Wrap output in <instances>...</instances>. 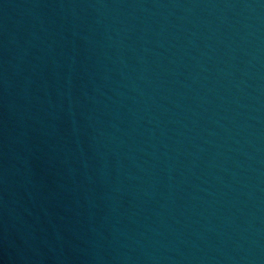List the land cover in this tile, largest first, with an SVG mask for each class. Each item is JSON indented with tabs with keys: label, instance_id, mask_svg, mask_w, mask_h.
<instances>
[{
	"label": "water",
	"instance_id": "obj_1",
	"mask_svg": "<svg viewBox=\"0 0 264 264\" xmlns=\"http://www.w3.org/2000/svg\"><path fill=\"white\" fill-rule=\"evenodd\" d=\"M0 264H264V0H0Z\"/></svg>",
	"mask_w": 264,
	"mask_h": 264
}]
</instances>
